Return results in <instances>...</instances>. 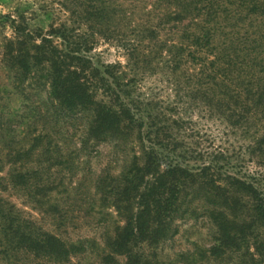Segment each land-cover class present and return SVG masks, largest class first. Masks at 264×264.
Instances as JSON below:
<instances>
[{
  "label": "trees",
  "instance_id": "obj_1",
  "mask_svg": "<svg viewBox=\"0 0 264 264\" xmlns=\"http://www.w3.org/2000/svg\"><path fill=\"white\" fill-rule=\"evenodd\" d=\"M166 1L183 6L187 15L202 11L193 0ZM65 2L61 8L69 12L74 23L85 25L87 32L77 35L74 28L62 23L50 25L49 33L43 34L29 28L23 14L16 18L0 16V26L9 22L13 32L4 37L1 62L8 68L14 88L26 91L28 80L37 78L40 72V78L49 81L53 101L52 111L46 103L32 107L29 126L34 127L35 135L30 133L28 144L22 146L23 138H16L14 121L16 117L22 120L23 113L11 110L0 98V171L8 165L0 180L23 191L54 223V229H45L39 220L26 217L24 210L1 197L0 264L70 262L73 255L83 254L87 244L93 246L95 242L70 237L68 229L83 217L90 218L83 224L89 222L94 230L100 229L105 250L100 257L102 263L210 264L206 260L213 258L228 264H264V186L256 177L230 171L234 167L222 162L221 151L206 157L199 153L194 162L186 160L187 153L180 154L181 160L169 157L171 160L162 165L164 157L177 153L176 147L171 149L158 133H152L151 128L161 130L162 125L155 123L147 132L143 130L146 123H152L149 111L146 109L145 119L140 101L135 102L126 93L128 83L119 82L114 65L101 66L89 54L95 35L112 38L115 1ZM156 2L161 4L163 0ZM170 13L168 19H172ZM179 17L181 14L174 16ZM202 34L205 38L208 33ZM200 37V33L194 34L195 45H202ZM180 56V52L175 54L171 61ZM206 76L198 83L200 87L206 85L205 89L198 88V98L209 106L229 110L230 116L237 117L234 122L251 115L259 120L258 114L264 115V78L241 87ZM99 90L102 98H98ZM24 98L25 102L29 99L26 95ZM134 132L141 143L142 163L136 154L130 161L124 157L127 147L134 149L135 141L130 139ZM256 140L264 154V134ZM102 145L121 149L124 155L111 150L112 157L93 180L90 178L91 184L86 182L92 172L88 163L81 169L80 184H73L84 164L83 157L87 160L99 155ZM167 149L171 150L168 154ZM118 161L123 164L122 170L114 175L113 164ZM53 194H60L62 200L51 201ZM197 199L203 200V205L195 204ZM112 209L121 219L113 218ZM198 213L215 227L213 243L207 249L201 246L193 252H182L175 262H153L158 246L178 233L177 219L185 221ZM145 246L154 251L145 255Z\"/></svg>",
  "mask_w": 264,
  "mask_h": 264
},
{
  "label": "rangeland",
  "instance_id": "obj_2",
  "mask_svg": "<svg viewBox=\"0 0 264 264\" xmlns=\"http://www.w3.org/2000/svg\"><path fill=\"white\" fill-rule=\"evenodd\" d=\"M65 1L0 0V16L16 18L23 14L30 25L29 28L38 29L43 34L49 33L50 25L64 23L74 28L75 34L82 35L87 32V27L74 23L69 12L61 8V3H66ZM114 1L115 11L110 26L113 30L112 38L95 35L89 54L97 59L99 64H103L101 66L114 65L119 82L128 83L126 93L135 102L140 101V107L145 110V119L146 109L149 111L151 118L147 119L152 123H146L143 130L147 132L155 123L157 126L162 125L161 130L151 128L152 133H158L171 149L176 147L178 153L164 157L162 165L171 160L169 157H172L173 161L181 160L180 154L187 153L186 160L194 162L199 153L206 157L208 153L221 151L224 152L222 162L228 161L234 167L230 171L256 177L264 186V154L263 149L256 143L257 137L264 134L263 113L260 114L262 116L258 114L259 120L252 118L251 115L242 122L236 120V123L234 122L236 116H230L229 110L221 111L217 106H209L198 98L201 93L198 88L206 87V85L200 87L198 83L206 78V75L216 76L219 80L232 82L241 87L247 86L246 82L255 83L259 78H264V71H261L264 65V0H193L195 6L202 11L188 15L183 6L169 5L166 0L161 4L156 2L157 0ZM169 13L172 19H168ZM176 14H181V17L174 18ZM202 32L208 33L205 38ZM195 33H200L199 41H202V45L193 43L196 42V38H193ZM5 35H13L9 22L0 26V98H4L3 103L12 107L11 110L23 113V119L16 117L14 124L17 125L16 138H23L21 145L24 146L28 144V136L34 128L29 126L32 107L41 102L46 103L52 111L53 101L50 97L49 81L45 77L40 78V72L37 78L31 77L32 79L28 80L26 91L19 92L14 88L8 68L1 62V45ZM179 52L180 58L171 61ZM101 93L99 90L98 98H102ZM24 95L29 98L27 102ZM3 103L0 102V105ZM2 113L0 108V114ZM38 127L41 128L40 123ZM32 134L35 135L34 132ZM131 136L132 142L135 141L132 146L134 149L127 147L129 151L124 157L130 161L136 154L142 163L141 143L135 132ZM149 143L146 138L145 144ZM111 150L124 155L121 149L100 146L99 155L87 158L88 161L83 157L84 164H81L80 170L78 169L73 184H80L83 178L81 169L88 167V163L92 172L86 177L88 179L86 182L89 183L90 178L93 180L96 173H100L108 159L112 157ZM170 151L167 149L166 154ZM122 165L121 161L113 164L112 173L117 175L122 170ZM7 169L8 165L0 171V177L6 175ZM89 189L93 191L91 185ZM1 197L8 198L24 210L26 217L39 220L38 223L45 229H54V223L49 215L37 210L23 191L9 187L8 183L2 180ZM58 200H62L60 194L51 196V201ZM203 202L197 199L194 203L203 205ZM111 211L114 219H121L115 210ZM83 214L80 213L79 216ZM82 219L74 221L75 225L68 229L70 237L94 239V245L87 244V250L83 254L73 255L71 261L66 264H106L100 261L101 253L105 251L100 229L94 230L89 222L83 224L90 218ZM176 223L179 227L178 233L158 246L156 257L152 256L153 262L156 260L162 263L175 262L180 253L193 252L201 246L207 249L213 243L215 227L208 217H202L198 213L185 221L178 218ZM149 250L148 247H144L145 255ZM207 259L210 264H228L224 261L219 262V259ZM122 260L123 258L119 257V261L123 262ZM34 263L52 264L45 260H37Z\"/></svg>",
  "mask_w": 264,
  "mask_h": 264
}]
</instances>
